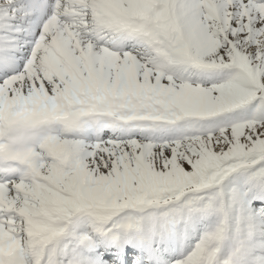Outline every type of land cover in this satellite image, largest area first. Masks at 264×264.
I'll list each match as a JSON object with an SVG mask.
<instances>
[{"label":"snow or ice","instance_id":"1","mask_svg":"<svg viewBox=\"0 0 264 264\" xmlns=\"http://www.w3.org/2000/svg\"><path fill=\"white\" fill-rule=\"evenodd\" d=\"M0 264H264V0H0Z\"/></svg>","mask_w":264,"mask_h":264}]
</instances>
